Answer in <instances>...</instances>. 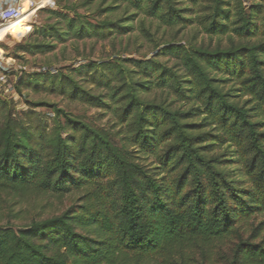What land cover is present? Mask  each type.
Here are the masks:
<instances>
[{"label":"trees","instance_id":"16d2710c","mask_svg":"<svg viewBox=\"0 0 264 264\" xmlns=\"http://www.w3.org/2000/svg\"><path fill=\"white\" fill-rule=\"evenodd\" d=\"M117 1L169 27L197 25L238 41L170 42L151 58L89 61L75 74L20 79L19 88L113 109L126 128L122 145L52 104L18 110L0 92V264H264V222L253 227L264 217V0L250 7L244 0ZM57 7L50 11L64 27H37L43 40L106 41L131 28L121 18L94 22L71 0ZM55 47L18 46L31 55ZM214 74L247 99L233 100ZM154 90L189 107L147 98ZM38 106H52L66 123L39 118ZM149 156L156 165L142 160ZM31 192L67 197L63 210L24 214ZM12 220L26 222L17 228Z\"/></svg>","mask_w":264,"mask_h":264},{"label":"rangeland","instance_id":"374dc122","mask_svg":"<svg viewBox=\"0 0 264 264\" xmlns=\"http://www.w3.org/2000/svg\"><path fill=\"white\" fill-rule=\"evenodd\" d=\"M244 1L248 7L257 2V0ZM181 2L183 5L187 4L190 6L186 0ZM71 3L79 13L88 16L94 22L105 17L121 18L122 22L131 27L130 31L128 34L117 35L106 41L95 39L79 40L73 37H69L66 42H58L51 37L43 40V37L35 31L37 27L50 24L64 27V23L60 21V18L53 15L50 11L58 8L56 0L55 6H48L36 13L31 21L32 31L25 38H23L24 35L8 32L3 39H0V64L8 69L10 78L9 91L4 93V95L15 101L18 110H27L31 106L30 104L34 102L52 104L64 110L70 116L92 125L100 132L109 134L117 145L124 143L123 136L126 128L117 123L113 109L102 110L88 106L78 100H71L56 93L35 90L31 87L20 86L19 88L20 79L26 77L27 74L36 72L49 71L56 74L62 71L75 74V68L89 61H106L119 57L151 58L157 54V46L170 42H195L215 47L217 45L228 46L232 41H238V38L232 34L221 37L209 36L201 31L197 25L188 27L166 26L154 18L137 13L127 4L117 0H71ZM262 14L264 15V9ZM26 17L24 22L28 26L31 15ZM143 27H146L147 34L143 31ZM31 40L49 41L56 44V47L51 51L35 55L25 53L18 48L20 43ZM214 75L220 81L219 85L224 91L230 93L233 100L244 102L247 99V97H239L238 85L235 82L223 81L225 76ZM147 98L159 101L166 100L167 103H172L173 107L184 109L189 107V104L177 101L174 95L163 90H154L147 94ZM34 110L39 114V118L51 125L55 124L58 119L63 124L66 123L63 116L58 117L56 115L52 106H38ZM203 119V116L196 118L197 121ZM223 149H218V151H223ZM142 160L149 165H156L152 156L144 157ZM66 199L67 197H61L54 193L31 192L26 196V203L24 202L23 204L24 214L29 215L31 213L35 216H48L59 213L63 210ZM262 221L264 222V217H258L253 222V227ZM25 222L12 220V225L18 228ZM251 228L247 227V234L251 232ZM259 234L260 238L264 237V224L261 225ZM211 264L223 263L212 261Z\"/></svg>","mask_w":264,"mask_h":264},{"label":"built area","instance_id":"2783aa9c","mask_svg":"<svg viewBox=\"0 0 264 264\" xmlns=\"http://www.w3.org/2000/svg\"><path fill=\"white\" fill-rule=\"evenodd\" d=\"M56 0H0V25H6L27 14H32V19L36 13L48 6H55ZM29 21L26 32L32 31L31 21ZM24 36L23 38H25ZM9 72L6 67L0 64V92L2 94L9 91Z\"/></svg>","mask_w":264,"mask_h":264},{"label":"bare ground","instance_id":"6f19581e","mask_svg":"<svg viewBox=\"0 0 264 264\" xmlns=\"http://www.w3.org/2000/svg\"><path fill=\"white\" fill-rule=\"evenodd\" d=\"M32 14H27L24 15L23 17L17 19L15 22H11L9 24L6 25H0V39H3L4 36L8 33V32H13L15 34L18 35H29L27 31L28 26L25 24L24 20H26V16L31 15L30 20L32 19Z\"/></svg>","mask_w":264,"mask_h":264}]
</instances>
